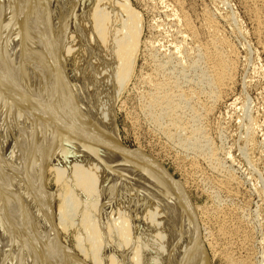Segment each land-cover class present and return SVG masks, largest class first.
<instances>
[{
    "label": "bare ground",
    "instance_id": "obj_1",
    "mask_svg": "<svg viewBox=\"0 0 264 264\" xmlns=\"http://www.w3.org/2000/svg\"><path fill=\"white\" fill-rule=\"evenodd\" d=\"M170 3L182 12L179 0ZM260 4L247 8L255 15ZM177 13L171 51L194 55L203 88L146 80L148 107L193 176L200 157L221 166L197 123L226 97L237 58L212 16L203 20L208 37L194 46L193 24ZM138 17L128 0H0V264H208L204 245L231 262L226 241L242 228L237 212L198 211L157 160L119 143L113 106L133 72ZM262 17L253 18L259 38ZM250 120L246 148L256 144ZM218 173L206 179H214L212 198L234 199V178Z\"/></svg>",
    "mask_w": 264,
    "mask_h": 264
},
{
    "label": "rangeland",
    "instance_id": "obj_2",
    "mask_svg": "<svg viewBox=\"0 0 264 264\" xmlns=\"http://www.w3.org/2000/svg\"><path fill=\"white\" fill-rule=\"evenodd\" d=\"M179 1L183 8H181L182 12L171 10L174 6L170 3V0H128L129 6L140 16L138 18L141 21L139 25L141 35L139 37L140 45L135 57L136 61L132 67V75L124 86L125 88L121 89L123 92L117 93L118 96L113 106L116 132L120 141L118 142L127 151L138 149L157 160L174 182L182 183L185 186V195L189 198L185 201L192 204L198 211H200V208L211 210L218 207H223L228 211L231 210V212L235 210L239 217L237 221L240 223L242 220L240 223L242 228L239 229L240 231L238 235H235L236 237H228L226 241L231 262L232 260L236 262L237 259L238 261H244L245 264H264V51L260 48V43L264 41V34L261 33L260 35L263 37L259 38L253 19L255 15L258 18L263 16L262 20L264 22V0H258L261 1L260 7L255 8H259L260 11L255 15L248 8H251L257 0ZM176 12H179L177 15L185 16L193 24L192 26L197 33L196 37L199 39L194 46L198 43L201 44L208 37L209 30L207 26L205 27L203 20L205 16H212L219 26L220 36L231 44L237 58L232 75L233 85L231 84L226 97L213 105V111L207 119L204 118L205 120L203 119L197 123L198 127L204 128L212 146L218 151L221 166L216 170L210 166L208 161L205 162L206 160L200 157L197 172L193 176L187 172L190 170L187 164L188 160L184 159L182 161L181 159L185 154L173 144L174 142L171 144L172 141L166 139V136L162 134L163 129L157 128L150 116L148 107V94L150 91L148 82L151 79V81L161 80L162 82L166 80L169 81L168 83L175 81L181 86H187V88L189 86H196L199 90L203 88L201 86L197 87L200 85L199 80L202 79L203 75L200 76L201 73L191 66L194 55L189 53L191 56L189 55L187 58L182 53L176 56L172 53L173 44H176L175 25H177L178 18ZM174 18L176 20H173ZM262 26L264 27V23H262ZM185 43V46H183L184 44L179 46L188 49L191 45L192 47L190 46L188 49L191 52L194 46L188 41ZM183 59L186 62H183ZM180 62L183 64L182 66H180ZM201 67L203 68V66ZM185 109L182 112L185 116L190 117L189 121H192V112L186 107ZM250 119L254 122L257 121L258 131L256 130L254 134L253 141L255 139L254 143H256L254 147L246 148L244 129L249 124L248 122H251ZM187 153H190V151ZM188 157L191 158L193 155L191 154ZM215 173H218L221 177L227 175V173L232 175L238 185L234 199L228 200L223 195H216V199L212 198L214 189L211 186L214 179H211V181H206V179H210V176L214 178ZM48 183V187L53 190L55 188L53 180L50 179ZM232 221L235 223L234 220ZM232 221L230 222L233 223ZM211 224H213L211 229H214L216 227V225L214 226L215 223ZM203 232L201 230V235ZM202 248L208 264H231L227 257L216 255L209 247L204 245Z\"/></svg>",
    "mask_w": 264,
    "mask_h": 264
}]
</instances>
